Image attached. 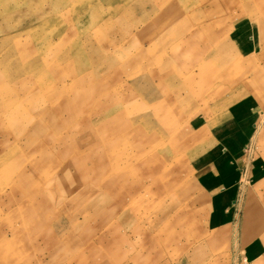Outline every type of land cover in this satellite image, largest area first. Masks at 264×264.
I'll use <instances>...</instances> for the list:
<instances>
[{
	"label": "rangeland",
	"instance_id": "1",
	"mask_svg": "<svg viewBox=\"0 0 264 264\" xmlns=\"http://www.w3.org/2000/svg\"><path fill=\"white\" fill-rule=\"evenodd\" d=\"M263 221L264 0H0V264H264Z\"/></svg>",
	"mask_w": 264,
	"mask_h": 264
},
{
	"label": "bare ground",
	"instance_id": "2",
	"mask_svg": "<svg viewBox=\"0 0 264 264\" xmlns=\"http://www.w3.org/2000/svg\"><path fill=\"white\" fill-rule=\"evenodd\" d=\"M68 3V2H67ZM67 5V4H66ZM63 6H65V5H63ZM33 45V44H32ZM36 46H38V42H36V44H35ZM30 46V45H29ZM105 52H106V54L108 55V54H110V51H108V50H105ZM106 59H108V57L106 58ZM108 67V66H107ZM81 68V67H80ZM87 69V67L85 66V68H83V70H82V68L80 69L81 70V73H80V75L85 71ZM73 71V70H72ZM105 71V70H104ZM107 72V71H106ZM79 73H77V75H78ZM78 82H79V84L81 83V78L78 80ZM65 88H66V86H65ZM69 88V87H68ZM63 97H64V95H63ZM63 97H61V98H63ZM57 98V97H56ZM58 100V99H57ZM56 100V101H57ZM61 101H62V99H61ZM65 102H66V100H65ZM69 102V101H68ZM71 103H72V101H70ZM57 104V103H56ZM55 104V105H56ZM62 104H63V102H62ZM70 104V103H69ZM57 106H59V105H57ZM63 120V119H62ZM14 121V120H13ZM124 123H126V122H119L118 123V125H121V124H124ZM107 124H114L113 123V121H108L107 122ZM115 126H117V124L115 125ZM109 149H110V147H109ZM108 149V150H109ZM22 164H24V163H22ZM25 166H27V165H25ZM262 226H264V221H263V225ZM175 237V236H174Z\"/></svg>",
	"mask_w": 264,
	"mask_h": 264
},
{
	"label": "crops",
	"instance_id": "3",
	"mask_svg": "<svg viewBox=\"0 0 264 264\" xmlns=\"http://www.w3.org/2000/svg\"><path fill=\"white\" fill-rule=\"evenodd\" d=\"M220 235V234H219ZM219 235H217V237H219Z\"/></svg>",
	"mask_w": 264,
	"mask_h": 264
}]
</instances>
